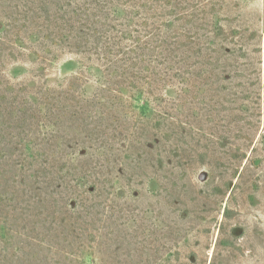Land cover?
I'll use <instances>...</instances> for the list:
<instances>
[{
  "label": "rangeland",
  "instance_id": "374dc122",
  "mask_svg": "<svg viewBox=\"0 0 264 264\" xmlns=\"http://www.w3.org/2000/svg\"><path fill=\"white\" fill-rule=\"evenodd\" d=\"M0 264H264V0H0Z\"/></svg>",
  "mask_w": 264,
  "mask_h": 264
},
{
  "label": "water",
  "instance_id": "95a60500",
  "mask_svg": "<svg viewBox=\"0 0 264 264\" xmlns=\"http://www.w3.org/2000/svg\"><path fill=\"white\" fill-rule=\"evenodd\" d=\"M197 179L200 182H204L207 179V172L205 170H201L197 173Z\"/></svg>",
  "mask_w": 264,
  "mask_h": 264
}]
</instances>
